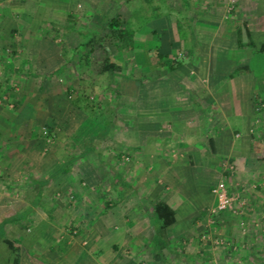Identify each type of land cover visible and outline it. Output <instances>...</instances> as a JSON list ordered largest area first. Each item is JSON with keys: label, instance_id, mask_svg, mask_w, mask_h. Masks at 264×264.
I'll return each mask as SVG.
<instances>
[{"label": "rangeland", "instance_id": "obj_1", "mask_svg": "<svg viewBox=\"0 0 264 264\" xmlns=\"http://www.w3.org/2000/svg\"><path fill=\"white\" fill-rule=\"evenodd\" d=\"M198 1L199 0L58 1L56 4L58 6L63 5L64 7L63 13L57 17L50 14V17L42 20L44 24L42 28H44V30L46 29L47 33V43H44V50H39V48H32L29 50V44L26 43L25 35L20 38L18 35L22 36V33L25 34V26L31 19L15 17L18 23H22V26L17 28L19 33H11L7 39H0L1 42L5 40L8 42L12 41V47L14 48L10 49L16 52L13 55H4V59L9 57L11 60V58H13L11 62H9L12 66L8 67V71L13 75L7 80H4V82H0V119L4 120L3 124L0 123V192L3 193L4 200H7L8 203H12L13 201L15 203L18 200L21 203L24 202L27 204L30 198L35 194L38 185L37 180L45 177V175L38 172V169L35 168L37 157L40 154H44V151H52L51 154L55 156L56 152L54 149L58 148H66V150L70 152L76 151L80 146L78 139H85L87 137V123L98 121L105 125H111L112 129L107 128L104 136L97 137L98 140L100 139L101 144L96 145L95 148L97 150L102 149L103 146L108 143L106 135H110V138H118L119 134H122L123 137L127 138V141L131 143H138L140 139H146V141L149 142L150 139L153 138L158 140L157 146H159V150L157 151H159L161 155L164 154L167 159L161 164V167L165 165L170 169V167L176 166L175 168H177L178 166V170L174 169L178 171V174H181L180 179H175V177L171 179L170 175L165 173L154 178L152 188L154 187L155 190L152 193L158 194L147 193L138 194L136 196L138 202L143 201V206H148V203H151L147 199L148 195L151 199L153 198L155 200L161 198L168 199L167 191H181L176 187H185V195L187 194L189 196V194H191L189 200L190 202L193 201L196 203V207L194 209H180L178 212L181 213V216L179 217L192 218L193 215L196 225L200 224L201 226L199 225L200 228L199 226H193L194 229L191 234L193 236L197 234L200 241L206 242L211 239L210 242L218 246L220 238H217V236L223 233L222 229L226 228V226L228 231L227 235H230L228 233H231L230 230H232V215L235 213L237 214L238 208L236 209V207H238V204H250L254 207L252 211L254 214H252L254 221L261 224V226L256 224L255 229L256 231H261L260 235L263 236L264 210H259L257 206L264 200V161L261 160L262 158L264 159V108H255L252 123L248 125L249 128L239 125L240 127L238 128L244 132V136H242V138L239 136L240 134L238 135V137H240L238 144H233L231 140L237 136V134L234 133L235 130L231 132V128L227 126L224 130V135L229 136V141H227L226 136L224 140L226 145L229 144V146H220V149H222L221 151L216 146L219 150L218 152L210 151L209 147H207V149H203L202 147L201 153H205L202 156H209L211 161L208 158L194 161V158L192 159L193 156L191 157V154L187 153L190 149L192 140L185 137L180 138L179 136L189 131L185 127V121H187L186 115L176 114L173 110V108L182 109L177 100L178 93L180 92L182 94L181 91H183L186 92L188 96V91L190 90L189 84L186 83L189 78L187 76L182 77L172 72V70L175 69L173 66L176 63L180 62V66L181 62L186 61L184 53H182V56H178L175 59L173 58L171 61V56H165L157 52L151 43H149L148 49L143 50V48H140L141 43L146 41L149 37L148 34H150H144V32L151 31V24L153 25V22L156 21V25L158 24L161 26L164 34L168 32L171 33V30L176 31L177 36L181 39L189 55L190 49L188 47L191 40L195 39L193 35L188 32L191 26L186 25L185 8L186 6L194 5ZM50 3L51 2H49V4ZM232 3L233 0L226 1L225 6L227 11L232 8ZM177 7L181 8L179 12L178 10L176 11V13L178 12L177 14H174L173 10ZM112 19L117 20V22L111 25L109 22ZM13 23L12 20L3 21L0 26L2 29L0 33L2 32V35L6 34L7 29L10 27L9 25ZM173 24L174 27H172ZM34 25L36 29L39 28L36 23H34ZM123 28L133 31L132 44L129 47H127V41L119 38L117 33L119 29L121 30ZM29 31L30 30H28V32ZM38 36H40V33H37L36 37ZM1 42L0 45H3ZM32 46H35V44L33 43ZM205 46L203 48H205ZM88 49L92 50L95 59L94 61L85 63L83 55ZM255 50L258 51L257 47H255ZM155 54L163 55L160 57L163 64L159 63V66L157 65L151 68V65L148 63H150L152 59L153 62L159 60ZM146 56H148V59ZM220 57H223V60H229L227 65H231V59L229 58L232 57V53L220 54ZM106 58L120 63L123 67L122 71L131 76L133 81L125 79L127 84L126 87H124V82L120 84V81L125 77L108 76L106 73L93 72L91 69L92 63L96 65L97 62H102V60ZM149 59L151 60L149 61ZM169 65L173 68L169 67ZM227 69L223 68L224 71L220 73L223 80L222 83H219L217 88L218 92H220L216 99L219 101L223 100L220 96L222 91L225 90L232 93L233 83L231 80L237 75L242 74L238 71L229 73ZM217 70L218 69L213 67V70L208 73V76L213 77L215 80L216 76L218 77ZM186 71L187 70L184 72ZM27 73L28 75H25ZM261 74L260 78L263 79L264 72ZM135 76H139L140 78H136ZM139 81H142L145 98H140L138 101L140 110H137L135 105L138 95L136 94L135 85ZM215 86L213 87V94L216 96L217 91ZM174 90H177V92ZM245 90L246 88H235V92L239 94H242ZM146 91H149V93L153 95L149 96V93ZM163 92L172 93V97L167 95L163 97L164 94H160ZM155 94L156 97L153 99ZM261 95L260 97H262L264 102V91ZM32 102L35 107L41 109L42 112L40 111L38 113L39 115L28 120H35L36 123L28 124V121L26 122V130L30 129L33 133V135H29L28 133L30 132H28L27 135L21 130L18 122L14 120L16 117L19 120L24 119V117L30 118L29 113H25V107L28 105L29 108V104ZM201 104H203V102H201ZM147 105L149 106L145 107ZM213 105L214 104H212V107ZM216 106L217 105H215L214 108H216ZM152 109L155 110L154 114L150 112ZM211 110L213 109L210 107L202 111L204 116L200 117V127L201 123H204V118L210 120L208 121L209 123H216L215 119L217 117L211 115L214 114L211 113ZM46 114L51 115L55 119V123L52 124V128L49 131H47V128L43 125L47 117ZM15 115L16 117H13ZM213 116L216 118L213 119ZM232 118H234L233 115ZM142 119H147L148 123L142 122ZM234 120L236 119H233V121ZM139 122H142L148 129L140 131L137 127ZM188 123V125L191 126L189 120ZM79 124L80 128L83 127L86 129L75 132V130H77L75 128H78L77 125ZM196 125L197 124H195V131L197 130ZM153 129L155 130L151 131ZM210 130H214L215 133V128ZM93 132L96 135L104 131L94 129ZM175 132L178 133L177 138L173 137L166 139L164 136L167 133L173 134ZM151 133H156L157 135L151 136ZM74 138L76 139L73 140ZM176 142L178 144H176ZM55 145H58V147L55 148ZM154 152H156L155 149ZM115 153V156L120 158V155H118L117 152ZM246 154L253 156L252 159H254V161L256 160L255 157H258L260 163L254 162L255 164L249 165L247 162H241V157H245ZM129 155L130 152L128 151V153H126V158H124L125 155H122L121 160L129 159ZM98 161V164L104 166L102 159H98ZM142 164L143 163L139 165ZM194 164V167L198 169L204 164L209 168L210 172L205 173L207 171L201 170L202 175L193 173L194 176L191 175L192 178H190L187 172L190 171L189 167ZM113 166L114 168H120V164H115ZM105 167L110 170L108 166ZM250 167H255L256 172L251 170ZM195 170L196 169L193 168V172H196ZM117 175L119 177V174ZM142 175L144 174L142 173ZM67 180L71 179L59 180L61 187H55L53 184L43 185V190L46 194L42 200H36L35 208H33V212L29 213L30 218H28V221L25 222L24 219L19 220V224L15 226L16 230L9 233V237L15 242L14 244H17L19 248L21 247L20 249L24 252H31L30 255H28L30 264H43L45 262L43 261L44 256L42 251L51 243V241L48 242L49 235L51 236L52 234L53 237H51V239H54L58 232L57 229L49 225L51 218L46 215V212H48L46 209L49 208V203H52L51 201H54V199H59L61 202L67 203L64 197L69 195L68 193H70L69 191L71 189L70 187L67 188L65 183ZM103 180H105V182H101L100 187L97 188L99 192H104L107 185L106 181L109 180V178L107 177ZM179 180L182 182L179 183ZM84 181L85 179L80 178L78 184L80 183L81 186H87L85 183L86 181ZM87 181L90 184L93 179H88ZM128 181L132 184V187H137V183L140 180L131 177ZM218 182H222L226 189V194L229 196L230 207L224 210V213L214 215L215 218L210 215L212 209L215 207V198L210 192V188ZM114 187H120L118 181L115 182ZM144 190H146V188ZM75 192L78 191L74 190L71 192V198L66 197V199H72L71 203L68 202L74 205V208L72 207L73 209H71L70 212V221H73L72 215H77L81 221H83V219L87 220L86 216H84L85 209L82 208L83 206L85 208L91 206L99 208L102 207V203H106L107 201V197L102 196L101 198L99 197L100 199L98 202L92 203L94 200L92 193L89 194L83 191L82 199L79 202V198L74 197L76 194ZM192 198L193 200H191ZM130 199L129 203L134 201L137 202V200L132 201L134 196H130ZM179 201L183 202V199ZM39 205H42L43 208H40ZM109 207L110 206L107 208ZM102 208L105 209L106 207L104 206ZM12 209L15 210L17 208ZM12 209H10V211ZM93 212H96V210H92L87 217H91ZM198 212H200V216L196 215ZM132 213L133 210L129 212V215H132ZM146 215L147 214H145V216ZM39 217H41V220H48L34 224V220L39 219ZM0 223H2L0 224V229L3 231L4 222ZM64 224L63 229H60L59 233H65L64 235L66 237L78 238L80 241H76L79 245L85 248L89 247L90 243L80 244L82 239L79 238L81 237L80 235L83 236L84 234L88 237L89 231H84L83 227H79L78 225L74 226V222L68 223V218H64ZM240 225H243V222H241ZM153 228L156 229L155 237L157 240L154 239L152 242L147 240L143 242V244H141V242L139 243L141 246L139 245L137 247L129 243L127 244L129 246L126 245L124 247L126 254H121L122 257L129 259L132 264H151L149 261L151 260V255L146 252H155L158 254L163 253V251L165 252L166 248L164 249L162 245H166V242H160V240L163 239L161 238L162 235H160L162 231L157 226L155 228V225ZM243 231H246V229H243ZM6 234L8 235L7 231ZM257 235H259V233ZM56 238L61 239L63 237L60 235ZM193 242H195V240H193ZM252 243H255L253 248H260V246L262 249L264 248V240H259V236H257V239L255 238ZM65 244H67V242H65ZM0 246L5 248L7 257L8 255H11V258L13 257L14 253L11 249H8L4 241H0ZM57 246H59L58 248H62V244H58L55 247ZM140 250L144 251L145 254H141L139 252ZM102 251L101 249L100 252ZM10 257V262L2 263L5 259L0 255V264H12ZM261 260L264 262V258H261ZM112 264H117V261H112ZM159 264H161L160 261Z\"/></svg>", "mask_w": 264, "mask_h": 264}, {"label": "crops", "instance_id": "obj_2", "mask_svg": "<svg viewBox=\"0 0 264 264\" xmlns=\"http://www.w3.org/2000/svg\"><path fill=\"white\" fill-rule=\"evenodd\" d=\"M58 1L62 0H0V26L5 20H12L14 22L12 25L8 24L10 27L7 29L6 34L2 35V32L0 33V39H7L11 33H19L17 28L22 26V23H18L15 17H20L22 19L30 18L31 21H28L24 29L26 30V32H24L25 34L22 33V36H18L20 38L25 35L26 43L29 44V50L32 48L44 50V43H47V33L46 29L44 30V28H42L44 26L42 20L50 17V14L57 17L63 13L64 7L63 5L58 6L56 4ZM226 1L227 0H199L194 5L186 6V8L184 7L186 11V25L191 26V29L188 32L193 35L195 39L191 40L188 47L190 49L189 55L186 52L181 39L177 36L176 31L171 30V33L168 32L164 34L161 26L158 24L156 25V21L153 22V25L151 24V31L144 32V34H150H148L149 37L146 41H143L140 46V48L145 50L149 48V43H151L157 52L162 53L163 55L171 56V58L174 59L178 56H182V53H184L186 61L181 62V65L176 66L172 72L177 75H181L182 77L187 76L189 79L186 83L189 84L190 90L188 91V96L186 95L187 93L183 91H181L182 94L180 92L178 93L177 100L179 101V105L182 109L173 108V110L176 114L186 115L187 121L185 122L187 125L185 124V127L189 131L179 136L180 138L185 137L192 140L190 149L187 153H190L191 157L193 156L192 159L194 158V161H199L202 158H208L211 161L209 156H202L205 154L201 153L202 147L203 149H207V147H209L210 151L218 152L219 150H222L220 149V146H229V144L226 145L224 140L226 136L227 141H229V136L224 135V130L227 126L231 128V132L235 130L234 133H236L237 136L231 140L233 141V144H238L240 137L244 136V132L238 127L241 125V127L244 126L246 128L249 123H252L254 110L257 108V103L259 102L258 100H262L260 95L263 94L264 91V75L263 79L260 78L262 75L261 73L264 72V50L260 51V47L264 45V30H246L244 25V21L248 17L264 12V0H233L232 8L228 11L225 6ZM49 2L51 3L49 4ZM180 8L181 7H177L175 9L173 8V13L177 14ZM177 10L178 12L176 13ZM34 23H36L39 28L36 29V27H34ZM172 27H174V24ZM28 30L30 31L28 32ZM0 31H2L1 28ZM37 33H40V36L36 37ZM1 43L3 45H0V82H4V80H7L13 75L8 71V67L12 66L9 62H11L13 58H11V60L9 57L4 59V55H13L16 52H14L13 49H10L14 48L12 47V41L8 42L5 40ZM33 43L35 46H32ZM204 46L205 48H203ZM255 47H257L258 51L255 50ZM226 53H232V57L229 58L231 59V65H227L229 60L226 61L223 60V57H220V54L224 55ZM146 58L148 59V56H146ZM150 60L151 59H149V61ZM150 62H153V59ZM148 64L150 65V63ZM153 64L154 62L152 65ZM213 67L218 69V77H214L215 80L213 77L208 76V73L213 70ZM223 68H228L227 71L229 73L238 71L242 74L237 75L238 77L236 76L231 80L233 83L232 93L225 90L222 91L220 96L223 100L219 101L216 99L220 92H218L217 88L219 83H222L223 80V77L220 75L221 71H224ZM185 70L187 71L184 72ZM123 73L126 74L124 71ZM25 75H28V73ZM135 77L140 78L139 76ZM127 80L133 81L132 79ZM123 82L124 87H126L127 83L125 78L120 81V84ZM214 86L217 91L216 96L213 94ZM235 88H246V90L242 94H239L238 92H235ZM135 89L136 94L138 95L135 107L137 110H140L138 101L140 98H145L142 81L137 82ZM174 91L177 92V90ZM146 92L149 93V91ZM160 94H164L163 97L166 95L172 97V93L163 92ZM152 95V93H149V96ZM155 97L156 94L153 99ZM201 102H203V104H201ZM212 104H214L213 107ZM215 105H217V109L214 108ZM148 106L149 105L145 107ZM210 107L213 109L211 110V113H214L211 115H215L217 117L213 116V119L216 118V123H209L208 121L210 120H206L203 117L204 123H201L200 127V117L204 116L202 111ZM25 108V113H29L30 118L24 117V119L21 118L22 120H19L16 115L13 117H16L14 121L18 122L21 130L27 134L28 132L31 133V131L30 129L26 130V122L39 115L38 113L40 111L42 112V110L35 107L33 102L29 104V108L28 105ZM150 112L154 114L155 110L152 109ZM46 115L47 117H52L49 114ZM232 115L234 118H232ZM233 119L236 120L233 121ZM188 120L190 121L191 126L188 125ZM93 122L94 123H87V137L85 139H78L80 146L76 151L70 152L67 151L66 148H58L54 149L56 152L55 156L51 154L52 151H44V154H40L37 157V160H39H36L35 168L38 169V172L45 175V177L37 180L38 185L35 194L30 198L27 204L24 202L21 203L18 200L15 203L14 201L12 203H8L7 200H4L3 193L0 192V222H4L2 228L3 231L0 229V241H3L5 236L14 241L11 237H9V233L16 230L15 226L19 224V220L24 219L25 222L28 221V218H30L29 213L33 212V208H35L36 200H42L46 194L44 193L43 185L53 184L55 187H61L59 180L62 179H71L65 182L67 188H71L69 191L70 193H68L69 195H66L67 198H71V192L77 190L78 192H75L76 194L74 197L79 198L80 202L83 196V191H85L89 194L92 193L94 197L92 203L98 202L102 196H106L107 201L106 203H102V207H110L103 209L102 207L94 208V206H91L85 208L83 206L82 208L85 209L84 216H86L87 220L85 219V221L83 219V221H81L77 215H72L73 221H70V212L71 209L74 208V205L70 204L72 199H66V197H64L65 202L67 203H63L59 199L51 201L52 203H49L48 205L49 208L46 209L48 211L46 212V215L51 218L49 225L57 229L58 232L56 233V237L61 235L63 238L60 239L55 237L56 239H51L53 236L52 234L51 236L49 235L48 242L51 241V243L46 246L44 251H42L44 256L43 261L50 262L52 264H112V261H117V264H132L129 259L123 258L121 255L126 254L124 247L127 244L130 243L137 247L139 245L141 246V244L147 240H150L151 242L154 239L157 240L155 237L156 229L153 227L154 225L155 228L156 226L159 227V222L152 218V201L155 199H151L148 195L147 199L151 203H148V206H143V201L138 202V198L136 196L138 194L154 192L155 188H152L154 178H157L165 173H168L171 179L173 177H175V179H180L181 174H178V166L177 168H175L176 166L170 167V169H168L165 165H162L161 167V164L167 159L164 154L161 155L159 151H157L159 150V146H157L158 140L153 138L150 139L149 142H147L146 139H140L138 143H131L127 141V138H124L122 134H119L118 138H110V135H106L108 143L105 144L102 149L97 150L95 148L96 145H101L100 139L98 140L99 136H104V133L107 131L106 129L112 128L111 125H105L98 121ZM142 122L148 123V120L142 119ZM142 122H139L137 125L140 131L148 129V127H145ZM0 123L3 124L4 120L0 119ZM32 123H36L35 120L28 121V124ZM53 123H55L54 118ZM195 124H197L196 131ZM77 126L78 128H75L77 129L75 132L86 129L83 127L80 128V124ZM212 128H215V133L214 130H210ZM94 129L104 132L95 135L93 132ZM154 130L155 129L151 131ZM30 133L28 134L30 135ZM151 134V136L157 135L156 133ZM167 134L164 135L166 139L173 137L177 138L178 135L177 132ZM238 135L240 137H238ZM75 139L76 138L73 140ZM176 144L178 143L176 142ZM211 145L214 147L212 150ZM57 147L58 145H55V148ZM154 149L156 152H154ZM114 150L118 155H120V158L115 156L116 153ZM128 151L130 152L129 159H123L126 161L121 160L122 155H125L124 158H126V153H128ZM248 155L249 154H246L245 157H241V162H247L249 165L255 164L254 162L260 163L258 157H255L256 160L254 161V159H252L253 156ZM98 159H102L104 166L98 164ZM261 160L264 161L263 158ZM113 163L120 164V168H114L113 165L115 164ZM141 163H143V168L142 165H139ZM105 166H108L110 170H108ZM194 166L195 164L189 167L190 171L187 172L189 173L190 178H192V176L196 173L198 175H202L201 170L207 171L205 173L210 172L209 168H207L204 164L203 166L201 165L202 167L199 169ZM193 168L196 169V172H193ZM250 169L256 172L255 167H250ZM142 173L144 175H142ZM117 174H119V177ZM107 177L109 180L106 181L107 185L104 192L97 191V188L100 187V183L105 182L103 179ZM131 177L140 180L137 183L139 187L138 185L137 187H132V184L128 181ZM80 178L85 179L86 182H84L87 186H81L80 183L78 184ZM88 179H93V181L89 184L87 181ZM117 181L118 184H120L119 188L114 187V184ZM178 182L181 183L182 181L179 180ZM145 188L146 190H144ZM176 188H179L181 191H167L168 199H158L164 201L173 210L174 220L164 228L159 227L162 231L160 234L162 235L161 238H163L160 242H166V245H162L164 249L166 248V251L159 254L155 252H146L151 255V260H149L151 264H159V261L161 264L264 263L261 260V258H264V248L262 249L260 245V248H253L255 243L252 242L255 238L257 239V236H259V240H264V234L261 236V231H256L255 229L256 224L260 226L261 224L254 221V217L252 216L254 207H252V205L238 204V207H236V209L238 208L237 214H233L231 219V233H228L230 235H227V226L222 229L223 233L217 236V238H220L219 245L217 246L210 242L211 239H209L210 241L202 242L198 239L197 234L195 236L191 234L194 229L193 226H199L200 224L196 225L193 215L192 218L179 217L181 216V213L178 211L180 209H194L196 207V203L193 201L190 202L189 196L191 194H189V196L187 194L185 195V187ZM130 196H134L132 201L137 200V202L134 201L129 203L131 200ZM178 199H183L184 203L182 201L180 202ZM191 200H193V198ZM39 206L40 208H43L42 205ZM12 208L17 209L13 210ZM257 208L259 210H264V200L258 204ZM10 209L12 210L10 211ZM92 210H96V212H93L91 217H87V215H90ZM132 210V215H129V212ZM145 214L147 215L145 216ZM196 215L200 216V212ZM64 218H68V223L74 222V226L78 225L79 227H83L84 231H89L88 237L85 236V234L83 236L79 234L81 236L79 238L82 239L80 244L90 243L88 248L79 245L76 241L79 240L78 238L74 239L73 237H66L64 235L65 233H59L60 229H63L65 225ZM45 220L48 219L41 220V217H39V219L34 220V224H38ZM241 222H243V225H240ZM243 229H246V231H243ZM6 231L8 235L6 234ZM258 233L259 235H257ZM193 240H195V242H193ZM65 242H67L68 245L65 244ZM58 244H62V248H58L59 246L55 247ZM20 248L18 264H30L28 261V255H30L31 252H24ZM100 248L103 250L102 252H100ZM139 252L141 254H145L144 251L140 250ZM0 255H2L5 259L2 263L10 262L9 257L11 255H8L7 257V252L3 246H0Z\"/></svg>", "mask_w": 264, "mask_h": 264}, {"label": "trees", "instance_id": "obj_3", "mask_svg": "<svg viewBox=\"0 0 264 264\" xmlns=\"http://www.w3.org/2000/svg\"><path fill=\"white\" fill-rule=\"evenodd\" d=\"M117 20L112 19L109 23L112 25L116 23ZM245 29L246 30H252V29H257V30H264V12L259 13L257 15L248 17L244 21ZM119 38H122V40H126L127 42V47L131 46L132 44V38H133V31L132 30H126V28L119 29L117 31ZM264 50V45L260 47V51ZM156 53V52H155ZM156 57L159 58L157 62H150L151 68L156 67L157 65L159 66V63L163 64L161 61L160 57L163 56L162 54H155ZM167 56V55H165ZM95 56L92 52V50L88 49L85 51L83 55V60L84 62H90L94 61ZM173 58H171L172 61ZM180 62L176 63L173 67L179 66ZM93 67V68H92ZM91 69L93 72L96 73H106L108 76H115V77H125V79H132L131 76L128 74H124L122 71V65L120 63H117L115 60L111 59H104L102 62H97L96 65L92 63ZM169 67L173 68L171 65ZM259 102L257 103V108L263 109L264 105H260V101L263 102V100H258ZM256 104V103H255ZM32 108V105H31ZM53 124V118L48 116L47 119L44 121V127L47 128V131H49L52 128ZM30 135H33L31 132ZM214 148L211 145V150ZM224 210H219L218 212L212 213V216L217 215V214H222ZM152 218H154L155 221L159 222V227L164 228L165 226L169 225L171 222L174 220V215H173V210L169 207L168 204H166L162 200H154L152 201ZM215 217V216H214ZM216 218V217H215ZM3 241L7 244L8 248L11 249V251L14 253L13 257L11 258V263L12 264H18L19 260V246L17 244H14L15 242L12 241L11 239L7 238L6 236L3 238ZM43 264H52L50 262H44Z\"/></svg>", "mask_w": 264, "mask_h": 264}, {"label": "built area", "instance_id": "obj_4", "mask_svg": "<svg viewBox=\"0 0 264 264\" xmlns=\"http://www.w3.org/2000/svg\"><path fill=\"white\" fill-rule=\"evenodd\" d=\"M232 7V4H231ZM260 105H264V102L260 101ZM210 192L214 195L215 198V207L212 209V213L218 212L219 210H226L229 208V196L226 194V189L222 182L214 184L210 188ZM212 213L210 214L212 216Z\"/></svg>", "mask_w": 264, "mask_h": 264}]
</instances>
